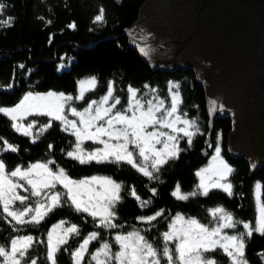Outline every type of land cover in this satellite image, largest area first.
<instances>
[{"label": "snow or ice", "instance_id": "6c2138e0", "mask_svg": "<svg viewBox=\"0 0 264 264\" xmlns=\"http://www.w3.org/2000/svg\"><path fill=\"white\" fill-rule=\"evenodd\" d=\"M7 7L0 0V13ZM12 22L13 18L8 17L0 21V25L11 26ZM93 22L97 25L107 23L103 6ZM69 27L76 25L73 22ZM77 83L75 95L54 90L45 93L28 91L15 105H0V115L11 121L10 126L15 132L29 137L33 143L53 126V121H59L62 131L74 137L71 150L65 153L68 158L81 165L96 163L119 167L127 164L154 181L160 180L158 173L164 165L178 159L185 151L180 147V139L187 138L191 146L193 137L200 132L196 120L185 118L187 113L181 114L183 97L178 81L168 83V107L157 95V90L147 84L144 88L148 91L143 94L129 84L127 102L122 104L115 81L108 82L106 93L99 99H86L87 94L99 86L96 76ZM12 87L11 84L0 85V89ZM78 101H85L86 106L78 109L75 106ZM220 109H223L222 104ZM69 115L74 118L69 119ZM29 116L49 119L47 123L36 119L24 123ZM86 142L95 147L86 148ZM51 148L50 144L49 150ZM18 151V145L0 137V219L11 225L12 232L16 233L0 242V264H39L41 258L33 255L39 245H44L47 250L43 258L47 264H58V255L62 251L69 252L73 241L77 243L70 251L73 264H218L214 255L218 251L228 258L229 264H249L246 241L253 233L264 235L260 182L255 185L258 214L254 223L236 219L223 206L208 210L211 217L208 223L183 213L170 216L160 209L151 215L138 216L136 219L141 227L130 225L131 230L125 231V225L118 222L117 213V205L124 198L121 195L125 189L123 182L96 175L75 179L51 158L9 169L2 154ZM214 151L212 164L196 173L200 177L196 189L182 192L177 183L173 196L187 201L197 195L208 196L213 189L222 190L229 196L234 194L228 177L235 169L221 155L219 143ZM205 173H211L217 179L212 180L210 176L206 183ZM151 192L156 195L157 189L152 188ZM128 194L141 201L142 208H148L153 202L151 198L142 200L134 187ZM63 207H71L75 212L91 217L96 230L82 236L80 225L60 220L51 226L45 238L20 234L28 226L40 225L51 213ZM162 221H167V230L159 233V240L150 239L148 234ZM239 225L243 226V231L237 230ZM102 232H111L112 239L104 238ZM94 241L99 247L89 251ZM113 245L117 246L116 250Z\"/></svg>", "mask_w": 264, "mask_h": 264}, {"label": "trees", "instance_id": "16d2710c", "mask_svg": "<svg viewBox=\"0 0 264 264\" xmlns=\"http://www.w3.org/2000/svg\"><path fill=\"white\" fill-rule=\"evenodd\" d=\"M147 0H3L8 5L0 13V21L13 18L11 26L0 25V85L11 84V89H0V105L12 106L20 101L28 91L45 93L49 90L72 93L78 90V81L96 76L99 86L94 92L87 94L86 99H99L108 87L109 81H115L117 94L122 104L127 102V86L131 84L143 94L150 85L157 90V95L169 99V81L180 83L183 103L181 113L197 121L200 132L193 137L191 146L187 138L180 142L185 149L178 159L170 160L158 173L160 180H149L142 173L127 164L119 167L114 164L81 165L68 158L65 153L71 150L74 137L62 131L59 121L35 143L29 137L15 132L11 121L0 115V137L9 143L19 146L18 152L3 153V159L9 169L30 162L55 159L56 163L68 174L79 179L90 176H109L123 182L125 189L121 195L122 203L117 205L119 223L141 227L138 216L151 215L164 209L167 215L183 213L197 217L202 223L211 219L209 211L223 206L233 216L242 221L255 222L257 200L255 185L260 182V200L264 202V168L252 173L251 163L244 157L234 155L229 146V135L234 128L233 119L229 115H220L215 119L212 136L211 112L206 87L198 78L193 67L164 69L155 68L145 60L139 48L132 44L131 38L125 34L140 18V11ZM105 9L107 23L97 25L93 22L99 8ZM48 21H51L49 23ZM75 23V28L69 25ZM19 65H24L20 68ZM64 65V67H61ZM138 94V95H139ZM151 95V94H150ZM79 109L86 106L85 101L75 103ZM40 123H47L48 117L32 116ZM39 127V124L37 125ZM220 137L219 141L217 137ZM219 143L221 154L235 169L229 176L233 184V195L229 196L219 189H213L208 196L197 195L187 201L178 200L172 195L179 183L182 192H191L199 184L198 170L207 164L215 147ZM52 145L49 150V145ZM90 145L89 143L86 144ZM211 145V147L209 146ZM63 149L64 151H61ZM135 188L142 200L152 199L148 208L140 206L141 201L128 193ZM152 188L157 189L153 195ZM66 220L81 226L82 236L96 230L91 217L77 213L71 207H63L51 213L40 225L28 226L20 234H31L45 238V234L53 224ZM167 221L157 224L148 235L150 239L159 240V233L167 230ZM243 231V226H238ZM231 232L233 230H230ZM12 232V226L0 219V242H4ZM104 238L111 240V232H102ZM246 257L250 264H264V235L253 233L246 241ZM77 246L71 242L69 252L58 255V264H73L70 251ZM99 247L94 241L89 251ZM117 246L113 245L116 250ZM44 245H39L33 255L41 259L39 264H47ZM218 264H228V258L221 252L214 254ZM87 259V257H86Z\"/></svg>", "mask_w": 264, "mask_h": 264}, {"label": "water", "instance_id": "95a60500", "mask_svg": "<svg viewBox=\"0 0 264 264\" xmlns=\"http://www.w3.org/2000/svg\"><path fill=\"white\" fill-rule=\"evenodd\" d=\"M152 1L145 2L139 20L125 34L151 66L184 68L187 65L165 66L149 60L148 55L153 54L150 46L162 49L166 41L158 36L159 26L152 22ZM214 1L196 0L200 5L196 9L198 21V15ZM214 10L215 16L206 25V57L188 66L196 70L206 87L211 112L209 141L215 119L223 114L231 116L234 128L229 135L230 149L234 155L246 158L254 173L264 168V0H219ZM147 31L148 35L142 36ZM220 84L235 86L239 91L242 98L235 106L213 98L212 88ZM261 256L264 261V253Z\"/></svg>", "mask_w": 264, "mask_h": 264}, {"label": "flooded vegetation", "instance_id": "af4514ba", "mask_svg": "<svg viewBox=\"0 0 264 264\" xmlns=\"http://www.w3.org/2000/svg\"><path fill=\"white\" fill-rule=\"evenodd\" d=\"M218 2L219 0H215L207 5L198 15V21L196 9L200 5L196 0H153L152 22L159 26L158 36L166 41L162 49L150 46L153 54L148 55L149 60L165 66L200 63L208 51L206 25L215 16L214 9ZM146 35L148 31L142 36ZM230 87L227 84L214 86L213 98L227 106H235L242 96L235 86Z\"/></svg>", "mask_w": 264, "mask_h": 264}, {"label": "rangeland", "instance_id": "374dc122", "mask_svg": "<svg viewBox=\"0 0 264 264\" xmlns=\"http://www.w3.org/2000/svg\"><path fill=\"white\" fill-rule=\"evenodd\" d=\"M132 40V39H131ZM139 51H140V53L142 54V52H141V49H139ZM161 99H163L164 101H165V107H168V105H169V103H170V98L169 99H164V98H162V97H160ZM75 106L77 107V105L75 104ZM118 108L120 107V105H118L117 106ZM78 108V107H77ZM79 109V108H78ZM182 114V113H181ZM74 117H72L71 115H69V119H73ZM185 118H187V119H190V118H188L187 116L185 117ZM29 120H32V116H29L25 121H24V123H27ZM178 126H183V125H178ZM166 131H167V129H165ZM182 135V134H181ZM184 139V138H183ZM181 140L182 139H180V141H179V144H180V142H181ZM87 143H89L90 145H86ZM85 147L86 148H90V147H95V145H92L91 144V142H86L85 143ZM157 147H160L159 145L157 146ZM215 154V151H214V153L212 154V156H211V158H210V160L207 162V164L206 165H204L203 167H201L199 170H201V169H204V168H207L208 166H210L211 164H212V157H213V155ZM222 155V154H221ZM223 156V155H222ZM223 158L226 160V158L223 156ZM227 161V160H226ZM228 162V161H227ZM198 170V171H199ZM211 176V179L212 180H215V179H217V177L216 176H213V175H211V173H205V182L207 183L208 182V180H209V177ZM199 177V176H198ZM228 180H229V177H228ZM199 183H200V177H199ZM21 194H23L22 192H21ZM261 201V200H260ZM257 208H258V202H257ZM257 212H256V217H257ZM226 231H228L229 233H231V231L230 230H226ZM229 264V263H228ZM250 264V263H249Z\"/></svg>", "mask_w": 264, "mask_h": 264}]
</instances>
